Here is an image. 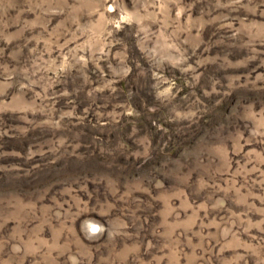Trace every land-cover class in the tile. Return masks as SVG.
<instances>
[{
  "label": "rangeland",
  "instance_id": "obj_1",
  "mask_svg": "<svg viewBox=\"0 0 264 264\" xmlns=\"http://www.w3.org/2000/svg\"><path fill=\"white\" fill-rule=\"evenodd\" d=\"M0 264H264V0H0Z\"/></svg>",
  "mask_w": 264,
  "mask_h": 264
}]
</instances>
